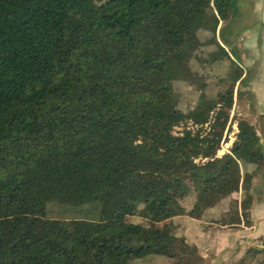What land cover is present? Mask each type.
I'll return each mask as SVG.
<instances>
[{"label":"trees","instance_id":"16d2710c","mask_svg":"<svg viewBox=\"0 0 264 264\" xmlns=\"http://www.w3.org/2000/svg\"><path fill=\"white\" fill-rule=\"evenodd\" d=\"M238 1L0 0V264H201L154 224L239 191L216 222L252 225L254 172L241 166L263 169L264 145L249 119L217 156L243 73L188 113L173 90L195 79L199 33L212 34L211 60L227 57L215 34ZM241 262L264 264V249Z\"/></svg>","mask_w":264,"mask_h":264},{"label":"rangeland","instance_id":"374dc122","mask_svg":"<svg viewBox=\"0 0 264 264\" xmlns=\"http://www.w3.org/2000/svg\"><path fill=\"white\" fill-rule=\"evenodd\" d=\"M237 6L238 15L229 21L220 22L215 34V39L227 53V57L221 56L219 59L211 60L212 55L218 52L212 41V34L201 32L198 36V49L189 62L191 71L195 73V79L192 82L181 80L173 82L177 107L183 113H188L195 107L201 92L216 98L230 86L229 76L232 72L240 70L243 73L244 82L241 85L236 83L234 86L233 106L217 156L227 153L234 142L237 133L236 122L239 119L250 117V121L258 120L259 128L263 125V121L256 117L254 95L250 88L264 85V0H239ZM218 33L231 45L224 46ZM188 127L191 128L189 124ZM182 129L183 126L175 128L174 134H179ZM195 196L192 191L182 200L181 205L186 211L191 208ZM230 201L228 198L223 199L221 205H217L211 213L198 218L182 215L154 224L153 227L158 230L173 229L176 236L184 237L195 247L198 245V252L201 257L203 256L201 264H235L232 250H215L212 246L219 235L221 240L228 238V229L231 228L221 229L222 233H220L216 231L219 228L216 221L225 214L223 211L227 212L230 209ZM126 220L149 226L146 220L137 216ZM214 230L216 233L213 232ZM210 231L213 232L214 238ZM210 237L211 239L208 240ZM238 262H241V258L236 259V263Z\"/></svg>","mask_w":264,"mask_h":264},{"label":"crops","instance_id":"0c3cea01","mask_svg":"<svg viewBox=\"0 0 264 264\" xmlns=\"http://www.w3.org/2000/svg\"><path fill=\"white\" fill-rule=\"evenodd\" d=\"M250 90L251 93L254 95V100H255L254 109L256 112V117L264 116V85L251 87ZM249 121H250V117H249ZM250 122L256 129V132L259 138L261 139V143L264 145V133L262 134L259 129L258 120L254 119L253 121L251 120ZM241 167L243 172H248V173L254 172L251 181L250 191H249L252 199L249 210L250 221L252 225L250 227H244L243 225H237V226L219 225V228L216 229V231L220 233H222L221 229H225L226 227L231 229H228L229 234L227 239L221 240L219 235L218 237L215 238V241L214 243H212V246L215 250L216 249L232 250L235 259L234 260L235 264H255V263H247V262L236 263V259L241 258L242 260L245 256V252L249 248H256L259 250L264 249V168L256 171L255 166L251 164L242 165ZM235 195L236 196L228 197V199L230 200L235 199L239 202L242 198V192L239 191ZM221 203L222 200L218 205H221ZM214 208L206 211L204 215L211 213V210H213ZM223 213H226V211H223ZM216 231L214 230L213 232L216 233ZM213 232H212V236H213ZM202 233H204V231ZM210 239L211 237L208 238V240ZM196 247L197 249H199L198 245H196Z\"/></svg>","mask_w":264,"mask_h":264}]
</instances>
